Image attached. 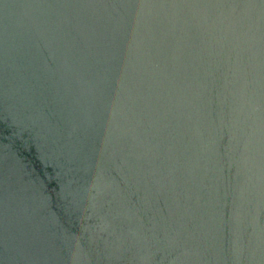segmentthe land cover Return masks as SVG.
Instances as JSON below:
<instances>
[{"label":"water","instance_id":"water-1","mask_svg":"<svg viewBox=\"0 0 264 264\" xmlns=\"http://www.w3.org/2000/svg\"><path fill=\"white\" fill-rule=\"evenodd\" d=\"M0 264H264V0H0Z\"/></svg>","mask_w":264,"mask_h":264}]
</instances>
